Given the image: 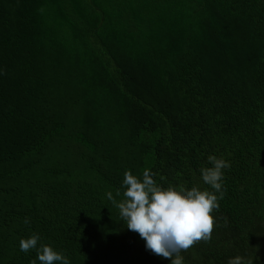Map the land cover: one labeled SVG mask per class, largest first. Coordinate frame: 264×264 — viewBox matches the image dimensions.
Masks as SVG:
<instances>
[{
    "label": "trees",
    "instance_id": "trees-1",
    "mask_svg": "<svg viewBox=\"0 0 264 264\" xmlns=\"http://www.w3.org/2000/svg\"><path fill=\"white\" fill-rule=\"evenodd\" d=\"M208 155L224 195L184 264H264V0H0V264H32L33 234L170 264L121 220L124 173L214 191Z\"/></svg>",
    "mask_w": 264,
    "mask_h": 264
},
{
    "label": "clouds",
    "instance_id": "clouds-1",
    "mask_svg": "<svg viewBox=\"0 0 264 264\" xmlns=\"http://www.w3.org/2000/svg\"><path fill=\"white\" fill-rule=\"evenodd\" d=\"M209 166L200 169L204 184L214 191L192 187H164L154 179L155 174L145 168L137 177L125 171L122 180L124 199L117 204L119 215L128 230L139 234L146 250L170 264H184L182 251H187L195 243L211 238L214 228L213 210L219 208L218 201L223 198L224 169L230 167L223 157L208 155ZM113 200L111 192L106 193ZM29 223L26 218L24 221ZM39 235L33 234L19 241L22 252L36 249L40 264H70L67 256L54 250L50 245L41 244ZM227 264H246L243 257H229Z\"/></svg>",
    "mask_w": 264,
    "mask_h": 264
}]
</instances>
